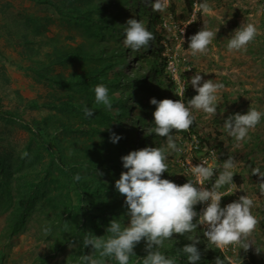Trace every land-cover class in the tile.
Masks as SVG:
<instances>
[{
  "label": "clouds",
  "instance_id": "clouds-1",
  "mask_svg": "<svg viewBox=\"0 0 264 264\" xmlns=\"http://www.w3.org/2000/svg\"><path fill=\"white\" fill-rule=\"evenodd\" d=\"M211 1L126 0L122 3L124 15L118 21L121 29H116L118 40L115 42L125 53V61L117 68L121 71L122 97L129 115L122 122L127 127H122L123 132L119 133L125 136L126 130L131 129L138 137L133 146L120 142L117 132L109 138L120 148H133L127 155H116L110 161L112 166L116 164L123 171L115 181V188L126 198L128 223L122 226L112 219L106 229L107 238L86 234L83 244L91 247L92 253L82 256L81 264H103V259L95 258L93 253H98L100 258L112 257L118 264H129L141 241H145L146 255L142 264H176L175 258L167 257L159 249L167 244V240L174 239L178 243L183 236L191 241L182 248L188 264H197L202 255L197 247L199 238L192 236L197 224L209 243L225 256L223 259L217 256L215 264H225L226 260L228 264H264L250 254L241 261L231 259L225 252L229 246L232 251L238 246L247 252L254 244L249 237L260 220L252 213L254 200L236 194L242 179L234 170V158H218L220 151L215 143L221 141L211 133H201L199 126L200 135L189 130L195 117L198 122L192 109L217 114V93L224 87L196 72L190 83L197 94L189 101L193 92L185 95L187 88L192 90L187 84V76L193 71V65L186 61L183 52L191 50L193 56L206 53L217 35L206 25L200 29V17L204 19L203 14L209 13ZM157 33L161 37L156 40ZM234 33L227 49L246 50L257 35V27L252 23L242 24ZM150 43L151 48H159L154 54L146 50ZM129 54L137 58L135 61L139 65L125 74ZM146 55L148 62L156 60L154 66L143 59ZM166 74L171 81L166 79ZM111 78L112 73H109L108 79ZM113 90L116 95L121 94L118 87L108 89L103 84L97 85L94 89L96 103L111 109L109 93ZM83 111L88 117L94 114L86 106ZM262 116L264 112L250 107L245 114L237 112L228 116L224 128L237 142L250 140L249 131L255 129ZM182 131L188 134L184 135ZM201 138H207L213 145H208L207 141L203 145ZM27 156L24 152L21 158ZM121 161L123 165L119 164ZM252 175L259 176V191L264 194V173L254 168ZM190 177L192 179H188ZM74 179L79 181L81 176L76 174ZM50 231V228H44L45 234ZM261 251L264 249L256 246V253Z\"/></svg>",
  "mask_w": 264,
  "mask_h": 264
},
{
  "label": "rangeland",
  "instance_id": "rangeland-1",
  "mask_svg": "<svg viewBox=\"0 0 264 264\" xmlns=\"http://www.w3.org/2000/svg\"><path fill=\"white\" fill-rule=\"evenodd\" d=\"M102 2V0L93 1L96 5ZM52 4L58 5V8L67 12H72L77 7L74 0H0V107L4 109L19 111V109L26 107L28 100L36 99L41 104L51 101L52 96L61 100V98H68V94L71 93L69 89L56 88L54 91L48 81L38 77L35 71L30 68L32 65L43 67V53L51 49L50 45L41 44L42 38L56 37L58 42L67 48L76 47L84 41L82 32L78 33L75 28H71L67 18L59 13ZM208 6L209 13L203 14L204 19L200 17V29L206 25L208 30L216 32L217 35L206 53H198L193 56L191 50L183 52L186 61H191L193 65V71L187 76V84L193 88L190 83L191 78L196 72H200L204 79H211L213 83H222L224 87L217 93V114L210 115L196 109H192V113L197 116L201 133H211L221 141L220 144L215 143L216 149L220 151V155L217 154L218 158L222 157L221 160L228 157L234 158L236 164L234 170L242 179V183L236 189V194L240 193V195L251 197L254 200L253 215L259 220H263L264 194L259 191L260 178L258 175H252V170L259 168L264 173V116L255 129L249 131L248 135L251 139L242 142H237L228 134L224 128V122L228 116L237 112L245 114L250 107L264 112V0H212ZM28 18L29 26H32L33 21L37 20L45 25L43 35L31 32L30 28L29 33L26 32L25 26ZM248 23L257 27L255 39L247 45L246 50L229 51L227 44L235 34V30L242 24ZM22 25L24 27H21ZM25 32L29 38L27 43L24 39ZM103 44L108 46V41ZM120 45L121 48L124 47L121 39ZM31 49L38 51L31 54ZM136 59L131 54L128 55V64L124 67L125 74H129L132 68L139 65L135 61ZM143 59L148 62L146 56ZM155 62V59H150L148 63L150 66H154ZM142 63L141 61L140 64ZM66 69L69 73L75 70L81 71L72 66ZM58 72H64V67L49 74ZM192 92L188 101L197 94L195 89ZM49 112V109L44 106L37 109L29 107L22 117L24 120L32 122L34 117H42ZM112 127L123 132L121 125L118 126V124L113 123ZM131 133H134L133 130L127 129L124 137H127V142L133 146L138 136L136 133L132 136ZM37 137L38 134H33L24 127L23 121L0 118L1 156L7 158L8 156L14 157L18 153L23 154L29 146H32L30 151L35 153ZM109 141L114 143L111 139ZM104 147L105 151H110L111 145L110 148H107L106 145ZM41 151L42 154H37L38 157L33 161V164H38L39 159L46 162L49 158L46 150ZM7 160L13 168L16 167V161L13 158ZM9 174L8 172L5 176ZM2 175L0 172V179ZM47 186H49V182L46 186L41 187V191ZM70 188V193L74 196V187L71 185ZM56 191V183L54 182L51 193ZM240 195L237 196V199ZM73 203L75 204V202ZM41 209L43 212L33 214V221L37 217L41 220L45 218L46 221H42V223L39 221L32 222L25 229L16 233H11L6 214L0 213V264L81 263L82 251L80 247L84 245L82 237L79 239L75 237L68 241L64 236L62 243L58 245L51 230L53 229L51 220L56 217L55 211H49L46 207ZM84 211L81 204L77 209L81 219L86 217ZM63 217L66 218L69 215L64 213ZM46 227L51 230L48 234L44 233ZM92 231L97 233V228L95 227L88 232L91 233ZM96 236L102 235L97 233ZM249 240L254 244L247 252L238 246L235 247V251L231 250V246L224 250L234 260L237 258L242 261L250 254L258 262L264 263V251L259 254L256 253V246L264 249V225L259 223ZM134 252L135 255L132 256L129 264H139V260L146 256L144 254L145 241L136 245ZM91 253L92 249L89 248L84 255ZM93 255L95 258L103 259V264H118V261L112 257L100 258L98 253H93Z\"/></svg>",
  "mask_w": 264,
  "mask_h": 264
},
{
  "label": "trees",
  "instance_id": "trees-1",
  "mask_svg": "<svg viewBox=\"0 0 264 264\" xmlns=\"http://www.w3.org/2000/svg\"><path fill=\"white\" fill-rule=\"evenodd\" d=\"M74 1L77 7L72 12L62 10L56 4L52 5L67 18L71 28H75L78 33L82 32L83 43L67 48L59 43L56 37H44L40 40L41 44L51 46V49L43 53L44 66L32 65L30 67L38 77L48 81L54 91L56 88L69 89L71 93L68 94V98L58 100L52 96L51 101L41 104L36 99L28 100L26 107L19 111L0 107L1 119L23 121L24 127L33 134H38L35 153L30 151L32 146L27 147L28 149L24 151L28 153L26 158H21L22 153L7 158L0 155V172L3 174L0 179V213L6 214L11 233H16L32 222L46 221L45 218L41 220L38 217L33 221L32 216L35 212H43L41 208L54 210L56 217L51 220L53 225L51 230L58 245L62 243L64 236L68 241L75 237L83 239L86 234H89L88 231L95 227L97 233L107 238L106 229L112 219L118 220L122 226L127 225L126 198L115 188V181L120 178L123 171L118 169L116 164L112 166L110 161L114 160L116 155L119 157L133 151V148H120L118 144L110 143V139L107 138L117 132V135L121 137L120 142L128 143V138L112 127L115 123L125 129L127 126L122 122H125L124 119L129 115L125 105L126 100L122 97L124 86L123 81H120L121 71L117 68L125 61V53L115 42L118 40V35L115 34L116 29L119 30V27L121 29L118 21L124 15L122 3H126V0H102L105 3L101 5L94 4V0ZM27 20L25 26L27 33L30 28V31L35 34H44V24L37 20L29 26V18ZM26 32L24 39L27 43L29 38ZM155 37L157 40L161 35L157 33ZM110 40L112 41L109 42ZM106 41H108V46L103 44ZM151 47L150 43V47L146 50L152 51L153 54L159 50V48ZM34 51L38 50L31 49V54ZM146 58L148 59L149 56L146 55ZM69 66L81 71L75 70L69 73L66 71ZM61 67H64V72L49 74ZM109 73H112L111 79H108ZM166 79L171 81L168 74H166ZM99 84H103L108 89L118 87L121 91L120 95H116L115 90L109 93L112 102L111 109L95 101L94 89ZM192 90L187 88L185 95L191 93ZM43 106L50 111L45 116L34 117L32 122L23 119V113L29 107L37 109ZM85 106L94 111L92 117L85 115L83 111ZM140 120L144 119L140 118ZM197 127L198 122L195 117L189 130L199 134ZM181 133L188 134L187 131ZM200 140L203 145L205 141L208 145L210 144L207 138ZM105 145L107 148L111 145L110 151H105ZM41 150H46L49 158L46 162L39 159L38 164H33L38 157L37 154H42ZM11 158L16 161L15 168L7 160ZM119 164L123 165V162ZM8 172L10 174L5 176ZM76 174L81 176L79 181L74 179ZM48 182L49 186L41 191V187L46 186ZM54 182L57 191L51 193ZM71 185L74 187V196L70 193ZM81 204L86 215L83 219L77 212ZM64 213H67L69 217L64 218ZM194 223L197 221L194 220ZM260 224L264 225V217L260 220ZM194 231L192 236L199 238L200 243L197 247L202 254L197 264H215L217 256L222 259L225 257L220 249L209 243L199 224ZM94 233L92 231L90 234H97ZM167 241V244L159 251L167 257L175 258L176 264H188L182 248L191 241L186 236H183L178 243L174 239ZM89 248L91 247L81 246L80 257L84 256ZM142 261L143 259H140L139 264H142ZM225 264H228L227 260Z\"/></svg>",
  "mask_w": 264,
  "mask_h": 264
}]
</instances>
